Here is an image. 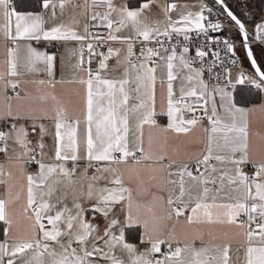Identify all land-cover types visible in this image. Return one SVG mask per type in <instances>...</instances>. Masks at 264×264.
Wrapping results in <instances>:
<instances>
[{
  "label": "snow or ice",
  "instance_id": "obj_1",
  "mask_svg": "<svg viewBox=\"0 0 264 264\" xmlns=\"http://www.w3.org/2000/svg\"><path fill=\"white\" fill-rule=\"evenodd\" d=\"M214 4L0 0V264H264V19Z\"/></svg>",
  "mask_w": 264,
  "mask_h": 264
},
{
  "label": "crops",
  "instance_id": "obj_2",
  "mask_svg": "<svg viewBox=\"0 0 264 264\" xmlns=\"http://www.w3.org/2000/svg\"><path fill=\"white\" fill-rule=\"evenodd\" d=\"M181 2H187V3H192L195 4L197 0H181ZM233 9L238 13V14H245L249 18L244 19V22L247 24H251V20L255 18L256 22H259L261 20L258 16L259 9L257 5H255L251 0H236L233 3ZM227 32V30H226ZM249 32H252V26L251 29H249ZM3 44L4 41L3 39H0V54L3 53ZM34 46L38 47L40 50H47L49 53H54L56 56V61H55V73L57 78L59 79L61 76L65 77L66 79H70L72 76V64L75 63L76 58L70 55V49L71 45L65 47L62 46L61 43L59 42H53V43H48V42H41L39 44H35ZM255 52L258 55L261 52V48L256 46L254 47ZM239 55L240 57H243L244 52L242 49H239ZM246 63V62H245ZM22 78H31L28 76L22 77ZM65 90H73L76 86L72 84H65L62 86ZM255 121L257 126L264 124V116L257 115L255 117ZM50 146V144H49ZM0 160H2V157H0Z\"/></svg>",
  "mask_w": 264,
  "mask_h": 264
},
{
  "label": "trees",
  "instance_id": "obj_3",
  "mask_svg": "<svg viewBox=\"0 0 264 264\" xmlns=\"http://www.w3.org/2000/svg\"><path fill=\"white\" fill-rule=\"evenodd\" d=\"M211 4H213L216 8H218V5L214 4V0H207ZM236 0H226L228 3L229 7L234 11V13L240 17L242 20L249 18L245 14H238L234 9H233V3ZM238 1V0H237ZM255 5H257L259 11H257L259 18L261 19L262 16H264V0H251ZM14 4L17 6L18 10H32L34 0H14ZM223 35H228L226 31L221 32ZM229 36V35H228ZM247 100L249 101H254L255 97L254 96H248ZM2 238V237H0Z\"/></svg>",
  "mask_w": 264,
  "mask_h": 264
},
{
  "label": "built area",
  "instance_id": "obj_4",
  "mask_svg": "<svg viewBox=\"0 0 264 264\" xmlns=\"http://www.w3.org/2000/svg\"><path fill=\"white\" fill-rule=\"evenodd\" d=\"M206 2L208 3L209 6H212V7L214 8V10H215V9H218V8H216L213 4H211L209 1L206 0ZM210 35H211V36H215V37H217V38H219V39H221V40H223V39L229 37L228 35H223L221 32L210 33ZM256 46H258V47L261 48V46H260L259 44H254V45H253V47H256ZM218 47L221 48V49H223V45H222V44L218 45ZM239 49H240V48H239V41H237V55L240 57V55H239ZM221 54H222V56L224 55L223 52H222ZM93 66H95V64H94ZM163 250L166 251V249H163Z\"/></svg>",
  "mask_w": 264,
  "mask_h": 264
},
{
  "label": "rangeland",
  "instance_id": "obj_5",
  "mask_svg": "<svg viewBox=\"0 0 264 264\" xmlns=\"http://www.w3.org/2000/svg\"><path fill=\"white\" fill-rule=\"evenodd\" d=\"M220 19H221L222 22L230 24V22L227 21L224 17H220ZM261 19H264V16H262ZM259 21H260V20H259ZM246 25H247V27H248V30L251 29V26H252L251 24L247 23ZM227 34H228L229 36H235V35H237V33H236V29H235L234 27H231V26L228 27V29H227Z\"/></svg>",
  "mask_w": 264,
  "mask_h": 264
}]
</instances>
